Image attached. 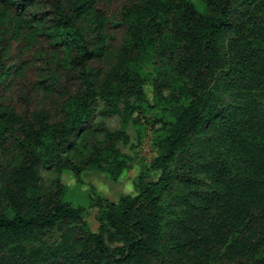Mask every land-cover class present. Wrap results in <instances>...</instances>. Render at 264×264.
I'll return each mask as SVG.
<instances>
[{
    "label": "trees",
    "instance_id": "trees-1",
    "mask_svg": "<svg viewBox=\"0 0 264 264\" xmlns=\"http://www.w3.org/2000/svg\"><path fill=\"white\" fill-rule=\"evenodd\" d=\"M202 3L0 0V158L16 156L0 159V264H264V0ZM96 96L116 128L94 122ZM141 104L163 112L155 154L133 193L89 184L91 229L38 167L115 179Z\"/></svg>",
    "mask_w": 264,
    "mask_h": 264
},
{
    "label": "rangeland",
    "instance_id": "rangeland-1",
    "mask_svg": "<svg viewBox=\"0 0 264 264\" xmlns=\"http://www.w3.org/2000/svg\"><path fill=\"white\" fill-rule=\"evenodd\" d=\"M192 1L198 8L203 7L202 0ZM144 70L148 72L150 76L154 74V70L150 67H146ZM143 88L146 92V97L151 101V84L146 82L143 85ZM162 90L165 91L166 87L163 86ZM230 92L231 91L225 88L218 90V93L226 99H229ZM118 107H121L120 102H118ZM162 113L163 112L159 108L148 106L146 104L139 105V107L133 109L129 113L128 118L131 119L127 121L125 126L128 139L126 142H117L118 147L128 154V165L118 173L115 179H111L104 171L97 168H85L80 172L82 181H76L69 170L65 168L57 170L53 166L42 164L38 167V171L41 175L42 187L44 189L51 188L56 181L55 179L61 184H64L67 188L66 197L69 198L73 204L80 203L84 206L82 216L88 223L89 227L95 229L97 224L95 218L96 207L88 204L89 184H92L97 192H100L108 199L117 198L121 193L135 192L133 180L140 171L145 169V166L155 154L153 137L159 123L153 122V118L155 115H160ZM93 120L94 122H102L108 128H116L119 124V115L116 111H113L110 105L103 101L102 98L96 96ZM98 137H100V133H95V138ZM15 158L16 156L14 157V155H2L0 159L3 164H8L12 163ZM155 173V171H152L151 174L155 175ZM1 205L2 201L0 200V207ZM168 215L169 213L167 216ZM58 238V231L56 229H50L42 236V240L46 243H50ZM29 243L35 244V242Z\"/></svg>",
    "mask_w": 264,
    "mask_h": 264
},
{
    "label": "crops",
    "instance_id": "crops-1",
    "mask_svg": "<svg viewBox=\"0 0 264 264\" xmlns=\"http://www.w3.org/2000/svg\"><path fill=\"white\" fill-rule=\"evenodd\" d=\"M114 199H116V198H114Z\"/></svg>",
    "mask_w": 264,
    "mask_h": 264
}]
</instances>
